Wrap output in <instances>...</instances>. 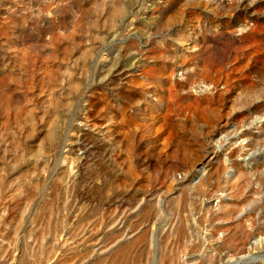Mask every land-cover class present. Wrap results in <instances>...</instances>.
Here are the masks:
<instances>
[{
  "label": "rangeland",
  "instance_id": "obj_1",
  "mask_svg": "<svg viewBox=\"0 0 264 264\" xmlns=\"http://www.w3.org/2000/svg\"><path fill=\"white\" fill-rule=\"evenodd\" d=\"M0 264H264V0H0Z\"/></svg>",
  "mask_w": 264,
  "mask_h": 264
},
{
  "label": "bare ground",
  "instance_id": "obj_2",
  "mask_svg": "<svg viewBox=\"0 0 264 264\" xmlns=\"http://www.w3.org/2000/svg\"><path fill=\"white\" fill-rule=\"evenodd\" d=\"M259 120H260V119H259ZM257 122H260V121H257ZM243 153H244L243 147L240 146V148L233 149V150L231 151V153H229V156H230L231 154H236V155L240 156V155H242ZM231 156H232V155H231ZM228 159H229V158H228Z\"/></svg>",
  "mask_w": 264,
  "mask_h": 264
}]
</instances>
